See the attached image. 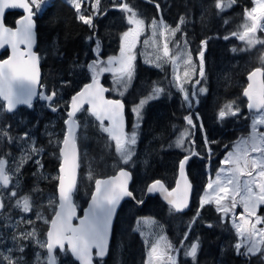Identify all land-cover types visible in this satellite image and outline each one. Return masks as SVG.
Returning a JSON list of instances; mask_svg holds the SVG:
<instances>
[{"label":"trees","instance_id":"1","mask_svg":"<svg viewBox=\"0 0 264 264\" xmlns=\"http://www.w3.org/2000/svg\"><path fill=\"white\" fill-rule=\"evenodd\" d=\"M126 2L148 22L162 17L168 24L177 25L180 18L184 17L183 32L192 54L198 58L199 51H204V77L199 76V89L205 86L207 92L198 93L199 89L193 88L191 83L187 91L193 102L189 106L175 85L174 73L167 68L161 70L138 59L135 82L123 96L129 110V124L132 104L138 103L148 95L153 87L160 86L164 93L147 104L136 154L130 165L122 164L118 168L111 166L118 159L114 141L109 139L107 133L101 131L99 123L88 113L79 114L83 120L84 117H89L92 123L87 132L82 131L79 137L81 173L75 194L76 202L86 205L93 193L95 180L109 176L121 167L130 168L134 176L131 189L135 200H126L119 210L109 256L103 261L104 264H144L147 246L136 227L137 220L145 216L154 217L163 225L174 246L179 245L190 228L187 241L199 240V264H264L261 255L251 256L250 259L237 255L234 248L235 235L224 228L216 227L215 224L212 227L208 225L211 219L221 216L215 205H200L201 195L208 183L209 170L213 176L216 175L226 151L237 143L240 137H248L251 133V112L247 109L243 91L248 83L249 72L258 66L264 67V62L260 59L257 48L245 49V41L238 37L244 32L243 26L247 21L245 10L252 8V0H235L231 8L224 12L215 7L216 0ZM118 3V0H101V11L93 22L94 29L78 19L75 7L66 0H51L41 13H37L42 84L48 92H56V106L65 114V118L71 97L93 78L88 65L97 59L107 61L109 57L120 53L122 34L131 24L128 23L125 11L113 8L119 6ZM156 4H159V9ZM19 16L17 11L9 12L6 23L14 25ZM233 33L237 35L233 36ZM225 36L228 39H224ZM202 41H207L206 46L202 45ZM7 55L8 51H5L1 57ZM60 63L66 70L59 66ZM69 65L72 68H69ZM103 78L105 84L111 86L110 75ZM193 92L197 93L194 97ZM110 96L119 97L113 93V88ZM233 101H238L243 111L234 117L218 119V112ZM36 108L41 106L36 103L34 109ZM42 109L43 115L38 116L40 125L55 115L47 106L42 105ZM31 112L25 107L12 114L3 112L4 124L12 126L11 129L15 133H26V130L36 123L37 117L30 115ZM188 116H191L194 128L187 124L185 118ZM12 119L13 121H10ZM185 129L191 130V152H198L204 158L195 157L190 161L188 170L194 185L192 204L186 212H177L160 196H147L146 191L149 183L156 179L164 180L169 187L174 185L180 160L189 153L175 146L177 136ZM151 138L160 140L156 142ZM167 138H170L169 141ZM209 149L212 150L211 154ZM48 150L45 157L47 170L56 174L60 163L59 148L49 146ZM49 153L51 157L48 156ZM88 166L94 172L93 178L90 179L84 175ZM56 187L55 179L53 189L57 190ZM138 201H143V204ZM260 214L264 215V206L260 208ZM48 227L47 225L44 229L48 230ZM69 261L78 264L70 253L65 264ZM103 262L98 260L97 264Z\"/></svg>","mask_w":264,"mask_h":264},{"label":"snow or ice","instance_id":"2","mask_svg":"<svg viewBox=\"0 0 264 264\" xmlns=\"http://www.w3.org/2000/svg\"><path fill=\"white\" fill-rule=\"evenodd\" d=\"M77 13L78 19L89 25L93 29V15L85 16L80 14L81 0H71ZM97 9L100 5V0H95ZM235 0H229L225 6L224 0H216L215 7L223 11L225 7H231ZM255 6L250 10H245L246 20H250L251 24L245 23L244 32L239 34L241 41H246L249 47L256 43H264L255 39L254 34L257 29H264V0H254ZM46 4V0H0V48L6 45L11 47V55L7 59L0 60V98L5 102V110L8 112L14 111L18 105L32 106L33 98L38 95L37 86L40 85V70L39 56L33 49L35 42V22L33 17ZM159 9V4L155 5ZM122 11L130 13L127 17L128 23L134 25L122 34V45L120 47V55L112 56L107 61L99 59L88 65V68L93 73L92 82L86 84L84 88L71 98L70 110L67 112L68 119L65 121L66 132L61 141L51 140L49 143H58L61 145L59 154L61 163L59 166V175L55 178L58 180V208L55 211L54 218L50 221V230L47 232V239L41 242L38 239L35 229L31 232H21L19 236H13L16 241L15 251L23 253L25 248L21 241L32 240L41 249L47 250V255L41 258L36 254L35 264H57L56 258L53 255L54 250H65V243L68 244L70 251L74 254L82 264H93V249L95 256L103 258L108 251V241L111 230L112 218L116 207L120 200L124 197H133V192L128 188V182L131 179V173L124 168H121L118 175L108 180L96 179L95 192L91 197V204L85 212L83 218L76 214V205L73 201V196L77 188L79 155L77 149V129L80 124L77 121V113L84 109L85 104L89 105L86 109L88 115L93 117L98 123L102 132L107 133L109 139L115 142V151L120 156L124 164L132 161L136 154V145L138 142V125H134L131 132L125 130V105L120 99H106L104 93L108 89L100 84L97 78L104 72L113 73L114 83L117 86L114 91L123 95L130 81L133 78L136 56L134 49L139 41L140 35L145 30V21L136 18L137 13L128 3L119 5ZM6 9H23L26 13L22 18L16 21L17 27H8L4 23V15ZM35 9V11L33 10ZM185 22L184 17L180 18L179 24L175 28H170L163 22V19L157 21L153 19L150 24L152 38L157 36L158 30L163 35L166 32H171L175 35L180 31V25ZM236 36L237 33H233ZM92 37H89L91 39ZM224 39H228L227 36ZM144 43L147 45L148 40ZM202 45L206 46L207 41H202ZM24 45L22 49L20 46ZM100 47L97 41V48ZM187 43L185 41V48ZM186 65L184 77L189 76L187 70L192 66V57L190 53L186 54L179 49L175 55H170L168 42L165 41L162 47V55H157L156 60L159 61L155 66L161 67L162 63L177 64L181 58ZM199 76L204 77V51H199ZM106 65V66H104ZM193 73L195 69L193 68ZM259 77V79H258ZM179 81L180 77H174ZM249 83L243 91V95L247 97L249 110L255 109L258 115L252 121L251 133L245 139L241 138L235 145L234 151L229 152L223 164L229 167H222L217 172L215 180H209L207 188L211 190L201 198V206L214 204L217 210L225 216L228 213H233L232 224L236 233L241 238V243L234 245L237 255L251 257L253 255H261L264 257V227L256 225L264 224V216H257V208L264 205V132L258 130V125H264V68H256L248 75ZM197 84L200 80L196 81ZM178 87L183 92V99L191 106L192 99L187 91H184L183 84ZM201 93L206 92V88H200ZM164 89L153 87L148 95L140 99L132 111L139 121L142 119L141 110L144 106L154 99H158ZM40 97L45 100H52L56 96L53 90L49 95L39 93ZM197 93L193 92L192 96ZM198 103V101H196ZM227 111L222 108L218 112V119L223 120L229 116H236L240 109L237 107L233 110L231 104L225 106ZM56 109H53L55 111ZM187 124L192 128L195 127L191 116L185 118ZM107 121V125H105ZM202 127V124H201ZM0 135L6 136L9 140L7 132H0ZM51 136V133L49 134ZM191 133L188 130L181 132L175 141V146L183 148L185 139L190 137ZM22 140H29L28 134L25 133ZM189 143L191 141L189 140ZM43 152L42 147L35 146V140H31L26 155L21 158V163L32 159L33 156H39ZM251 153H258V156H251ZM189 159L185 156L180 161L179 169L180 176L184 180L183 190H180V184L172 191L164 188L161 181L156 180L147 187V192L156 191L166 192V199L173 209L177 212L182 211L188 206V194L191 189V184L185 176V164ZM8 161L0 158V188H8L12 183L11 171L7 168ZM39 167H43L39 159L35 160ZM15 172L20 171V165L14 169ZM255 173V175H254ZM242 177H247L243 182ZM10 198L17 197L15 189L9 193ZM239 197V200L237 199ZM52 204V201H49ZM143 203V201H138ZM240 204L243 206L244 213L247 215L241 216L243 223H237L235 219L234 209ZM15 206L23 213H28L32 210L31 198L28 195L20 196L15 200ZM5 207L3 197H0V210ZM199 212H197V216ZM251 217H255V223H252ZM40 219L41 217H37ZM23 219V218H22ZM73 219L79 221L78 224H73ZM195 219L193 220V223ZM28 224L32 221L28 220ZM247 225V227H246ZM211 227V225H209ZM188 239V233L184 234V240ZM161 241H164L161 247ZM183 243V241L181 242ZM246 250L241 252V248ZM199 251V240L190 242L187 245V250L184 255L190 256L193 261L197 258ZM5 252L7 254H5ZM172 252H179V249L165 240L163 236L151 245V250L148 253V264H177V258L172 255ZM0 262L2 264H25L24 257L14 256L12 248L0 251Z\"/></svg>","mask_w":264,"mask_h":264},{"label":"rangeland","instance_id":"3","mask_svg":"<svg viewBox=\"0 0 264 264\" xmlns=\"http://www.w3.org/2000/svg\"><path fill=\"white\" fill-rule=\"evenodd\" d=\"M50 1L51 0H46V4H44L42 6L41 10L38 13H41L43 11V9L50 3ZM66 1L69 2L70 4H72L71 0H66ZM113 1H115V0H113ZM118 1H119L118 5L123 3L120 0H118ZM100 2H101V0H100ZM224 2H225L224 3L225 6H226L227 3L229 2V0H224ZM252 3H253L252 7H254L255 6L254 0H252ZM230 8L231 7H225V9L223 11H220V10L219 11L224 12ZM133 10L137 13L136 18L142 19L140 14L134 8H133ZM100 11H101V7L99 5L98 9H97L95 0H81L80 14L88 16V15H93L94 12L97 13V14L93 15V22H94V18L99 15ZM129 15H130V13L126 12V18ZM160 19L161 18H159L157 21H159ZM143 20L145 21V30L140 35L139 41L136 44V47L134 49V54L136 56V59L134 61L135 71H134L133 78L130 81L127 89L124 90L123 95H120L119 92L114 91V90H113V93L116 96L123 98V96L132 88V86L135 82L136 67H137L138 59H141L144 63H146L148 65H152V66L156 67L155 65L159 62L156 60V56L162 55V47H163V44L165 41L168 42V46L170 49V55L176 54V52L178 50V46H179V49L184 51L186 54L190 53V55L192 57V66L187 68V70L189 72V76L184 77L186 65L183 63V59L186 57L181 58V60H179L177 62V64H172L170 62L169 63H162L161 67H156V68L161 69V70H164V69L166 70V68H167V69H169V71L174 73V77L178 75L180 77V80L177 81L174 79V81H175L176 87L179 90H180V88L178 87L179 84H183L184 91L188 90V86L191 83L193 84V88H196L197 87L196 81L199 80V63H198L199 56H198V58H195V56L192 54L188 40H187V37H186V34L183 32L182 25H180V31L176 32L175 35H172L170 31L161 35L160 31L158 30L157 36L153 40L152 32H151V28H150L151 22H148L145 19H143ZM163 22L165 24H167L168 26H170V28H175L179 24V22H178L177 25H171V24H168L164 20H163ZM246 23H248L250 25L251 21L247 20ZM261 24H264V22H262ZM131 27H134V25H131ZM254 36H255L256 40L264 41V29H258L256 31V33L254 34ZM145 40H148L147 45L144 43ZM185 41L187 43L186 48H185ZM245 44H246L245 49L257 48V50L259 51V54H260V59L262 60V62H264V43H256L255 45H253L251 47H249L247 45L246 41H245ZM119 55H120V53L117 56H119ZM104 66H106V65H104ZM193 68L195 69V73H193ZM109 75H110L111 86L114 89L117 86L114 83L113 73L104 72V73L100 74L99 76L104 77V76H109ZM156 87H160V86H156ZM203 87L206 88L205 86H203ZM187 92L189 94V91H187ZM198 93H199V90H198ZM182 94H183V92H182ZM161 95H160V97H161ZM189 96H190V94H189ZM190 98H191V96H190ZM138 104H139V102L136 104H132L130 107L131 124H130V127L128 129V132H131L134 125H138L137 132H138V142H139L141 127H142V124L144 121L145 109H146L148 103L141 110L142 119L139 121L136 119V116L132 111V109ZM230 104L232 105L233 110L237 107L240 109V111H239V113H237V115H239L240 112L243 111V109L241 108V105L238 101H233ZM224 110L227 111V108H224ZM3 112H5L4 103H3V105H0V132H7L8 136H10L12 139L9 140L6 136L0 135V158L6 159L8 161L7 168L10 170H13L10 173L12 175L13 183H12L11 188H8V189L0 188V197H3L4 204H5V207L2 210V213H0V251L8 249V248H12L13 252H14V256H21L22 255L24 257L25 264H35L36 254H39L41 258H44L47 255V250L39 248L37 246V244L35 243V241L27 240V241H21V243L23 244V246L25 248L24 252L23 253L16 252L15 251L16 241L13 240V236H19V234L21 232H31V231H33V229H35L37 236H38V239L41 242H45L47 239V230H45L44 228L47 225L49 226L51 218L53 217V215L55 214V211L58 208V192H57V190L53 189L52 186H49L47 184H39V183H37L36 189H34V190L27 189L25 187L26 185L24 186L22 176L24 175L25 167L27 165L32 166V164L35 165V167H33V170L35 168H37V170L34 172L35 175H37V180L43 179L44 181H49L50 179L56 178L58 176V173L49 174V173H47V171L46 172L44 171L43 160H44L45 153L49 151L48 150L49 146L58 147V148L61 147L60 144L49 143V141H50V139L51 140H57V141H61L63 139V136L66 132V126H65V119L66 118H65V114L63 112L57 111L49 122H46L43 126L40 127L41 131H43L42 135H38L39 132L34 130V129L38 128V123H37V124H35L34 127H32L33 128L32 130L31 129L26 130L27 131L26 133L28 134V137L30 139L29 140H22L20 138L23 137L25 133H20V134L15 133L11 129L12 126H10L8 124L6 126L2 122L1 116H2ZM82 113H85V115H86V113H87L86 109L83 110ZM256 115H258L257 112L251 113L252 121ZM229 117H232V116H229ZM78 118L80 119L81 126H82L81 132L79 133V137H80V134L82 133V131H85V133L87 132V130H88V128L92 122H90V118L87 116L84 117L85 118L84 120L80 115ZM22 122H25V121H22ZM105 125H107V123H105ZM251 125H252V122H251ZM257 127H258L259 131L264 132V125H258ZM185 130H188L191 133L190 129H185ZM185 130H183V131H185ZM50 133H51V136L49 135ZM190 138H191V136L187 137L185 139V145L183 148H179V147H177V148H179L181 151H186V152L190 153L192 150L190 143H189ZM242 138L246 139L247 137H242ZM33 139L35 140V146L38 148L42 147L43 152L39 156H33L32 159L26 160V162L21 163V158L24 155H26L30 141ZM240 140H241V138H240ZM138 142L136 145V151H137V147H138ZM235 145H236V143L230 149H228L226 151V153L224 154V156L222 158V162L229 152L234 151ZM114 147H115V142H114ZM211 152H212V150L209 149V154ZM258 155H259L258 153H251V156H258ZM36 159L40 160V163L43 165L42 168L39 167L35 163ZM130 163H131V161L128 164L130 165ZM122 164H124V163L122 162L120 156L118 155L117 161L114 162L111 166H112V168L113 167L118 168ZM17 165H20V171L18 173L14 171V169L17 167ZM124 165H126V164H124ZM222 167L227 168L229 166L224 165L222 163L219 170ZM87 169L88 170L84 175L86 176L87 179L93 178L94 172L91 171L90 166H88ZM209 169H210V167L208 168V170ZM219 170H218V172H219ZM254 175H255V173H254ZM215 177H216V175L213 176L211 174V171L209 170L208 182H209V180H215ZM244 179H247V177H242L241 178L242 182ZM207 185H208V183H207ZM23 187L26 188L27 190H25ZM13 189L16 190L17 197L10 199L9 193ZM210 191L211 190H209L206 186L205 190L203 191V194L201 195V198L206 193H208ZM23 195H28L31 198L32 210L28 213H23L20 209H18L15 206V200L17 198H19L20 196H23ZM201 198H200V201H201ZM237 199L239 200V197H237ZM49 201H52L53 203L50 204ZM78 204L80 205V207H83V204H80V203H78ZM203 206H211V204L203 205ZM262 206H264V205H261L257 208V216H264V215L260 214V208ZM216 211L221 215L220 218L211 219L210 222H213L216 225V227L224 228L227 231L233 233L235 235V244L241 243V238L236 233L235 228L232 224L233 213L230 212V213H228L227 216H225L223 213L219 212L217 210V208H216ZM233 211L235 214L236 222L237 223H243L241 216L247 215L246 213H244L243 206L240 204H237V206L235 207V209ZM38 216L41 218L38 219L37 218ZM250 219H251L252 223H255V219H256L255 217H251ZM28 220H31L32 223L28 224L27 223ZM256 226L258 228L264 227V224H259ZM246 227H247V225H246ZM136 228H137L138 232L140 233L141 237L143 238V240L145 241L146 246H147V252H146L144 264H148V259H149L148 253L151 250V245L153 243H155L159 239V237L163 236L167 242L171 243L170 237H169L168 233L165 231V229L163 228V225L154 217L145 216V217L139 218L137 220V227ZM182 241H183V243H181ZM190 242H193V240L187 241V240H184V238H183L180 241L179 245H177V246H174L171 243L174 246V248L179 249L178 253H176V252L171 253L172 255L176 256L177 264H199V256L200 255H197V258L195 261H193V259L191 257L184 255L185 251L187 250V245ZM163 245H164V241H161V247H163ZM244 249L245 248L242 247L241 252ZM5 254H7V253L5 252ZM67 255H68V253H63V254L60 253L59 264H65V260L67 259ZM255 256L256 255H253L252 257H255ZM262 258H264V257H262ZM257 260H259V259H257ZM0 264H2V262H0ZM103 264H104V262H103Z\"/></svg>","mask_w":264,"mask_h":264},{"label":"water","instance_id":"4","mask_svg":"<svg viewBox=\"0 0 264 264\" xmlns=\"http://www.w3.org/2000/svg\"><path fill=\"white\" fill-rule=\"evenodd\" d=\"M116 8H118V7H116ZM33 10H34V9H33ZM10 11H18V12H20V13H21V16H20L18 19L22 18L24 15H26V13H25V11H24L23 9H6V10H5V15H4V23H5V25L8 26V27L15 28V27H17L16 22H15V25H14V26L8 25V24L6 23V15H7V13L10 12ZM36 17H37V14L33 17L34 22H35V28H34L35 42H34V44H33V49H32V50H33L35 53H37V55L39 56L40 85L37 86V93H38V95H37L36 97L33 98L32 106H33V103H34L38 98H40L42 101H47L48 105H49L50 108L53 110V109H55V108L51 105V103H52V101L55 99V97H53L52 100H45V99H42V98L40 97V95H39V93H43L44 95H49V93L47 92L46 87H45L44 85H42V65H41V57H40V53H39V51H38V31H37V27H38V26H37V19H36ZM18 19H17V20H18ZM17 20H16V21H17ZM20 47L23 49L25 46H24V45H21ZM5 50H8V51H9V54H8V56H7L6 58H3V59H7V58L11 55V47H10V46H7V45H6L4 48H0V54H2ZM3 59L0 58V60H3ZM256 68H258V67H256ZM256 68H254V69H256ZM260 68H263V67H260ZM254 69H253V70H254ZM253 70H252V71H253ZM252 71H251V72H252ZM251 72H249V73H251ZM248 75H249V74H248ZM97 78L99 79L100 84L103 85L104 88L108 89V91H106V92L104 93L106 99H120V100L123 101V103H124V105H125V111H124V117H125V130H127V128H128V124H129V118H128V113H127V104H126V101H125L124 99H122V98L111 97V96H110V93H111V90H112L111 86L105 84V82H104V78H103V77H97ZM258 79H259V77H258ZM91 82H92V80H91L90 82H87L86 84H89V83H91ZM248 83H249V80H248ZM248 83H247V84H248ZM86 84H85V85H86ZM85 85H84V86H85ZM84 86H83L78 92H80V91L84 88ZM246 87H247V86H246ZM78 92H76L74 95H76ZM74 95H73V96H74ZM73 96H72V97H73ZM72 97H71V98H72ZM245 98L247 99V97H245ZM0 100H2V98H0ZM2 101H3V100H2ZM247 101H248V99H247ZM3 102H4V101H3ZM70 103H71V99H70ZM70 103H69V109H68V111L70 110ZM20 106H28V105H18L17 108H16L14 111H16ZM32 106H31V107H32ZM86 107L88 108L89 105L85 104L84 108H86ZM5 108H6V104H5ZM248 110H249V109H248ZM14 111H12V112H14ZM68 111H67V112H68ZM249 111H255V112H257L255 109H253V110H249ZM7 112H8V111H7ZM12 112H8V113H12ZM79 114H80V113H77V117H76L77 121H78L79 124H80V128L77 129V149H78V155H79V168H78L77 187H78L79 177H80V173H81V150H80V146H79V142H78V134H79L80 129H81V122H80V120L78 119V115H79ZM67 119H68V117L66 118V120H67ZM66 120H65V121H66ZM105 123H108V122L105 121ZM65 126H66V124H65ZM185 156H188L189 159L187 160V162H186V164H185L184 172H185V176H186L187 181L191 184V189H190L189 194H188V200H187L188 206H187L186 208H184V209H183L182 211H180V212H186L187 210H189L190 207H191V204H192V200H193V188H194V185H193V182H192L191 177H190V175H189V170H188L189 163H190V161H191L193 158H195V157L204 158V156H203V155H200L198 152H193V153H190V154L184 155V156L182 157L181 160H183ZM181 160H180V161H181ZM179 164H180V163H179ZM122 168H124L125 170H127V171H129V172L131 173V179H130V181L128 182V188H129L130 191H132L131 187H132V183H133V180H134L133 172H132V170L129 169L128 167H122ZM120 169H121V168H119L115 173H113V174H111V175H109V176H106V177H99V178H97V179L108 180L109 178L115 177V176L118 175ZM156 180L161 181L162 184H163V186H164V188L167 189L169 192L172 191L173 189H175V188L177 187V183H178V182H179V184H180V190H181V191L183 190V187H184V180H183V179L181 178V176H180V169H178V176H177V179H176V181H175V183H174V185H173L172 187H169V186L165 183V181H163L162 179H156ZM156 180H154V181H156ZM154 181L150 182L148 186H150ZM76 190H77V188H76ZM76 190H75V193H76ZM94 192H95V184H94V191H93V193H94ZM132 192H133V191H132ZM93 193H92V194H93ZM146 194H147V196H156V195H158V196H160V198H161L165 203H167L168 205H170L168 199L165 198L166 195H167L166 192H163V191H156V192L149 193V192L146 191ZM91 197H92V195H91ZM91 197L89 198L87 204H86V205L80 210L78 204H77L76 201H75V194H74V196H73V201H74V203H75V205H76V214H77L78 217L83 218L85 212L88 210V208H89V206H90V204H91V202H92V201H91ZM126 200H135V194H134V192H133V197H124L122 200H120L119 204L117 205L116 210H115V213H114L113 218H112L111 230H110L109 241H108V251H107L106 255H105L103 258H99V257H96V256H95V251H96V250L93 249V264H96V260H97V259H106V258L109 256L110 246H111V243H112V240H113V236H114V227H115L116 218H117V215H118V213H119V210H120L122 204H123ZM140 204L142 205V203H140ZM171 206H172V205H171ZM53 218H54V216H53ZM53 218H52V219H53ZM78 223H79V221H78L77 219H73V224H78ZM50 227H51V225L49 226L48 231L50 230ZM199 246H200V243H199ZM67 248H68V250L70 251V248H69L68 244L65 243V250H66ZM57 250H58V249L54 250L53 255L55 256V258H56V262H57V264H58ZM65 250H64V251H65ZM60 251H61V250H60ZM70 252H71V251H70ZM71 254H72V253H71ZM72 255H73L74 259H75L77 262H79V264H82V262H81V261H80V260L74 255V254H72Z\"/></svg>","mask_w":264,"mask_h":264},{"label":"flooded vegetation","instance_id":"5","mask_svg":"<svg viewBox=\"0 0 264 264\" xmlns=\"http://www.w3.org/2000/svg\"><path fill=\"white\" fill-rule=\"evenodd\" d=\"M123 3L126 1V0H121ZM262 22H264V20H262ZM261 22V23H262ZM5 52V51H4ZM197 89H199V84H197ZM56 98H57V95H56ZM56 98H55V101H53L52 103H51V105H53V107L56 109L55 111H53L51 108H50V106L48 105V103H47V101H39L40 103H38V102H34L33 103V106L32 107H29V106H20V108L19 109H17L16 111H19L22 107L24 108H28L30 111H32L31 113H30V115H32V116H36L37 118H36V123L35 124H37L38 123V128L37 129H34V130H36V131H38L39 133H38V135H42V132L43 131H41V129H40V127L41 126H43L44 124H39V118L40 117H38L39 115H43V109H42V105H44V106H47L52 112H54V113H56L57 111H59V108H58V106H56L55 104L57 103V101H56ZM39 104V106H41V108H36V109H34V106H35V104ZM248 104V103H247ZM2 105H3V103H2ZM4 108H5V103H4ZM15 111V112H16ZM5 112H7L6 110H5ZM67 118V117H66ZM15 119V118H14ZM1 120H2V122H4L3 120H5V118H4V116L2 115L1 116ZM51 120V119H50ZM49 120V121H50ZM66 120V119H65ZM10 121H13V119L12 120H10ZM15 121V120H14ZM41 121V120H40ZM49 121H47V122H49ZM35 124H34V126H35ZM33 126V127H34ZM29 129H33L32 127H30ZM41 131V132H40ZM49 152V151H48ZM48 152H46L45 153V156H44V160H43V164H44V171L46 172L47 171V173H49V174H51V172L49 171V170H47V166H46V155H47V153ZM48 156H50L51 157V154L49 153L48 154ZM60 163H61V158H60ZM60 163H59V165H58V167H57V173H58V175H59V166H60ZM33 167H35V165L34 164H32V166H30V165H27L26 167H25V169H24V175L22 176V178H23V183H24V186L27 188V189H32V190H34V189H36L37 188V183H39V184H47V185H49V186H52V188H53V181L55 180V178H52V179H50L49 181H44L43 179H38L37 180V175H35V171L37 170V168H35L34 170H33ZM54 179V180H53ZM57 180V179H56ZM12 183H13V180H12ZM12 183L8 186V188H11V186H12ZM57 185H58V180H57ZM8 188H6V189H8ZM24 188V187H23ZM26 188H24L25 190H27ZM57 188V187H56ZM58 189V188H57ZM10 197V196H9ZM10 199H12V198H10ZM143 204V203H142ZM0 213H2V210H0ZM55 215V214H54ZM53 215V216H54ZM53 218V217H52ZM52 218H51V220H52ZM209 225H211V227L213 226V223L212 222H210V223H208ZM47 232H48V230H47ZM188 240V239H187ZM197 240V239H196ZM193 241H195V240H193ZM246 249H244L242 252H244ZM59 249L57 250V252H58V264H59V255H60V253H59ZM60 252H62V253H70L69 251H68V249H66L65 251H60ZM71 254V253H70ZM72 255V254H71ZM197 255H199V251H198V253H197ZM72 257H73V255H72ZM190 257V256H189ZM242 257L243 258H245V259H248L249 257H247V256H244V255H242ZM74 259V258H73ZM112 260H113V258H112ZM68 264H74V263H72V262H70L69 261V263Z\"/></svg>","mask_w":264,"mask_h":264},{"label":"bare ground","instance_id":"6","mask_svg":"<svg viewBox=\"0 0 264 264\" xmlns=\"http://www.w3.org/2000/svg\"><path fill=\"white\" fill-rule=\"evenodd\" d=\"M195 34H196V32H195ZM197 37H198V35H197ZM58 46L60 47V45H58ZM56 50H57V49H56ZM59 50H60V49H59ZM55 53H56V52H55ZM55 53H54V55H55ZM57 54H58V52H57ZM57 54H56V55H57ZM54 55H53V56H54ZM59 55H60V52H59ZM61 58H62V57H61ZM66 58H67V57H66ZM56 59H57V58H55V60H56ZM64 59H65V58H64ZM68 59H69V58H68ZM70 61H72V63H73V60L70 59ZM52 62H53V61H52ZM68 62H69V61H68ZM68 62H67V63H68ZM58 63H59V62H58ZM72 63H68V64H72ZM56 64H57V63H56ZM59 66H62V64L60 63ZM66 66H67V65H66ZM62 67H63V66H62ZM56 68H57V66H56ZM60 68H61V67H60ZM69 68H72V67H70V65H69ZM69 68H68V69H69ZM63 69L66 70V69H65V66L63 67ZM70 70H71V69H70ZM70 70H68V73H69ZM59 71H60V69H59ZM59 71H57V72H59ZM60 73H61V72H60ZM65 75L67 76V74H65ZM65 75H64V77H65ZM69 76H70V75H69ZM69 79L71 80V78H69ZM3 123H4V122H3ZM210 128H211V127H210ZM170 134H171V133H170ZM149 135H150V134H149ZM151 135H152V134H151ZM148 139H149V137H148ZM151 139H152V138H151ZM167 139H168V138H167ZM167 139H166V140H167ZM169 139H170V138H169ZM169 139H168V141H169ZM152 140L157 142L158 139H157V140L152 139ZM152 140H150V141H152ZM159 140H160V139H159ZM159 140H158V141H159ZM153 141H152V142H153ZM152 142H151V144H152ZM153 143H155V142H153ZM163 143H164V141H163ZM166 145H167V144H166ZM160 149H161V148H160ZM163 154H164V152H163ZM161 156H162V154H161ZM159 158L162 159V157H159ZM162 161H163V160H162ZM160 163H161V162H160ZM158 165H159V164H158ZM197 166H198V165H197ZM195 167H196V166H195ZM198 170H199V169H198ZM198 174H199V173H198ZM209 263H210V262H209Z\"/></svg>","mask_w":264,"mask_h":264}]
</instances>
